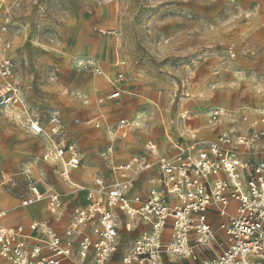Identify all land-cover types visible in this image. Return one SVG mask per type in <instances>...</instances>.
<instances>
[{
    "label": "rangeland",
    "instance_id": "1",
    "mask_svg": "<svg viewBox=\"0 0 264 264\" xmlns=\"http://www.w3.org/2000/svg\"><path fill=\"white\" fill-rule=\"evenodd\" d=\"M0 24L30 114L46 128L57 118L80 151L74 182L114 176L148 142L160 155L204 132L216 107L228 123L244 107L264 108V0H0ZM116 57L126 62L123 91L109 100ZM44 143L0 111V208L10 215L28 192L24 171L47 190L66 188L41 166ZM40 206L36 217L47 219L45 196Z\"/></svg>",
    "mask_w": 264,
    "mask_h": 264
},
{
    "label": "built area",
    "instance_id": "2",
    "mask_svg": "<svg viewBox=\"0 0 264 264\" xmlns=\"http://www.w3.org/2000/svg\"><path fill=\"white\" fill-rule=\"evenodd\" d=\"M125 63L116 57L117 68L124 69ZM93 72L103 76L97 66ZM124 78L123 71L116 74L117 82ZM119 98L118 88L108 97ZM4 110L15 111L27 131L48 145L42 160L58 165L60 179L71 184L70 173L80 165L77 147L62 139L57 118L46 128L30 114L17 81L8 26L0 24ZM223 116L222 109H214L207 127L217 131ZM240 123L238 128L230 123L212 139L191 132L172 156H159L147 144L146 154L117 167L111 182L96 177L90 188L74 185L85 204L67 210L62 233L48 221L31 222L27 232L0 225V264H165L172 259L264 264V109L244 112ZM149 156L157 158L150 161ZM154 167L156 175L146 179L144 190L134 191L140 176ZM24 175L29 196L20 195V206L29 207L45 196L48 214L62 220V195L42 191V183H33L29 171ZM6 214L0 211V222ZM214 216L217 224L211 220ZM123 232L137 235L123 244Z\"/></svg>",
    "mask_w": 264,
    "mask_h": 264
},
{
    "label": "crops",
    "instance_id": "3",
    "mask_svg": "<svg viewBox=\"0 0 264 264\" xmlns=\"http://www.w3.org/2000/svg\"><path fill=\"white\" fill-rule=\"evenodd\" d=\"M122 58V57H121ZM116 73H115V77H116V74L119 72V71H123L124 73H125V70L124 69H121V68H116ZM103 76H104V74H103ZM106 78V77H105ZM107 82L109 83V84H111V88H112V85H113V88H112V92L114 91V89L115 88H118L119 90H120V97H121V94H122V91H123V85H122V83L123 82H121V83H119V82H117L116 81V79H115V83L114 82H112L110 79H107ZM111 92V93H112ZM109 97V96H108ZM120 99V98H119ZM216 108H219V109H223V111H224V116H223V118H222V121H221V124L219 125V128H218V130L217 131H214V130H212V129H209L208 127H207V125H206V130L204 131V132H201V133H197L198 134V136L200 137V138H204V139H212V138H214L215 137V135H216V132H218L219 130H225V129H227L228 127H229V124L230 123H233V125H234V127H236V128H238L239 127V125L241 124L240 123V116H241V113L243 114L244 112H251V111H259V110H262V109H264V108H251V107H244L242 110L241 109H237V110H241L242 112H239V114L238 115H234V117H233V120H230L231 122H229L228 123V121L227 122H225L224 121V118H225V112H227L224 108H222V107H216ZM4 111H9V112H11V114L14 116V117H16V115H17V113L15 112V111H11V110H4ZM238 113V112H237ZM236 116V117H235ZM18 120V119H17ZM20 121V120H19ZM21 122V121H20ZM207 122V121H206ZM44 126V125H43ZM191 133V132H190ZM62 139H65V141H67V142H69V143H72V142H70L68 139H66V138H63L62 137ZM188 139V136L184 139V140H181V141H175V140H173V141H170L169 142V145H168V147H167V149L165 150V152H162L160 155L158 154V152H157V150H154L155 152H156V154L157 155H159V156H172V155H174V154H176V152H177V150H176V148H175V146L176 145H178V144H183L186 140ZM147 144H149L150 146H153L155 149H156V147L152 144V143H150V142H148ZM146 144V145H147ZM76 146V145H75ZM77 147V146H76ZM48 149V145L46 144V143H44V149H43V151H42V153H41V158H42V156L45 154V152H46V150ZM77 150H78V148H77ZM78 152H79V155H80V151L78 150ZM146 147H145V151L144 152H141V153H138L137 155H141V154H146ZM133 156H135V155H133ZM133 156H131L128 160H130ZM150 158H149V160L150 161H153L155 158H154V156H149ZM79 158H80V156H79ZM127 160V161H128ZM127 161H125L124 163H126ZM80 162H81V159H80ZM124 163H122V165L124 164ZM42 164L43 165H46V166H51V167H55V169H56V174H57V172H58V169H59V166L58 165H53V164H50V163H46V162H44L43 160H41V166H42ZM31 166V165H30ZM36 166H38V168H40V166L39 165H36ZM24 167V166H23ZM42 168H43V166H42ZM78 169V168H77ZM76 169V170H77ZM116 169V168H115ZM114 169V170H115ZM25 170V169H24ZM41 170V172H40V175H43L44 173H46V171L44 170V169H40ZM76 170H73V171H71V173H70V181H71V184H73V185H71V184H68V183H66V182H63V181H61V183L64 185V186H66V188H64V189H62V190H57L56 188L54 189V188H50V189H46V186H45V184L41 181V180H38V181H40L41 183H42V185L40 186V188H41V190L42 191H49V190H53V191H56V192H58V193H60L61 195H62V199H63V202H64V204H65V215H64V218L62 219V220H60V221H57V220H54L49 214H48V211H47V204H46V201H45V207H46V213H47V215H48V218L47 219H44V220H40V219H38L36 216H37V214H39V215H42L43 213L41 212L42 210H43V208L41 209L40 207V203L42 202V200L41 201H39V202H37V203H35V204H33V205H31V206H29V207H21L20 206V198L19 199H17L18 201H19V207H20V209H19V212L17 213L18 215H15L16 213H13L12 215H10V213H9V210H6V209H4V208H0V211H5L7 214H6V217L3 219V220H1V222H0V225L2 226V227H8V228H16V229H18L19 231H22V232H27V229H28V226H29V224L31 223V222H33V221H48L49 223H50V225L55 229V231H57L58 233H62V231H63V229L65 228V226H66V224H67V222H68V211L67 210H69L70 208H72L74 205H80L79 204V202H77V200H76V198H75V195H80V194H83V193H80V192H74L73 191V186L74 185H81V186H84V187H92L93 186V184H94V181L92 182V183H90V184H84V182H74L72 179H71V176H72V174L76 171ZM52 171V170H51ZM58 175V174H57ZM154 175H156V167H154L153 169H151L150 171H148V172H146V173H144V174H142L141 176H140V178L137 180V182H136V184H135V190L134 191H143L144 190V188H145V181H146V179L149 177V176H154ZM24 177H26V176H24ZM114 177H115V173H114V176H112V175H109L107 178L106 177H102V176H99V178H102L105 182H111L113 179H114ZM2 180L5 182V183H7L9 180H7L6 181V179H5V177L4 176H2ZM75 194V195H74ZM20 195H22V194H20ZM19 195V196H20ZM23 196H29V193L28 192H26V193H24L23 194ZM83 198H84V194H83ZM83 204H85V200H83V203L81 204V205H83ZM28 210V211H27ZM39 210H40V212H39ZM21 214V215H20ZM20 215V216H19ZM11 216H14V220H10V218H11ZM212 222H213V224H217V220H216V217L214 216V217H212ZM137 235V233H133V234H127V233H125V232H123L122 233V241H123V244H129L130 243V240L134 237V236H136ZM209 258H212V257H209ZM174 263H179V264H196V263H193V262H191V261H189V260H176V259H172V260H170L169 262H166L165 264H174Z\"/></svg>",
    "mask_w": 264,
    "mask_h": 264
},
{
    "label": "bare ground",
    "instance_id": "4",
    "mask_svg": "<svg viewBox=\"0 0 264 264\" xmlns=\"http://www.w3.org/2000/svg\"><path fill=\"white\" fill-rule=\"evenodd\" d=\"M150 146V145H149ZM155 149V148H154ZM156 150V149H155ZM39 212H40V210H39ZM42 212V211H41Z\"/></svg>",
    "mask_w": 264,
    "mask_h": 264
}]
</instances>
